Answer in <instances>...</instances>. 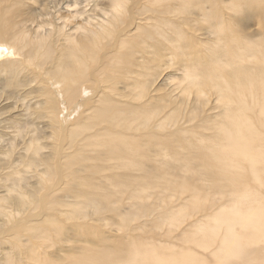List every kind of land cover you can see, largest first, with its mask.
Wrapping results in <instances>:
<instances>
[{"label": "bare ground", "instance_id": "1", "mask_svg": "<svg viewBox=\"0 0 264 264\" xmlns=\"http://www.w3.org/2000/svg\"><path fill=\"white\" fill-rule=\"evenodd\" d=\"M90 3L0 0V264H264V0Z\"/></svg>", "mask_w": 264, "mask_h": 264}, {"label": "rangeland", "instance_id": "2", "mask_svg": "<svg viewBox=\"0 0 264 264\" xmlns=\"http://www.w3.org/2000/svg\"><path fill=\"white\" fill-rule=\"evenodd\" d=\"M48 1H49V11L51 12V15L54 16L55 18H60L61 16L62 17H70L72 14H75V13H72V12H74L73 10H75V9H76L75 11H82L83 10L84 12H86L85 14H87L88 12L91 11L90 10L91 9V6H90L91 3L90 2H93L96 0H89V1L88 0H77V1L76 0H52L55 2H52L51 0H48ZM68 2H70V3H68ZM72 4H73V6H72ZM79 5H80V7H79ZM66 6H69L72 10H70V9L67 10ZM58 8H60V9H58ZM85 8H87V9H85ZM62 9H63V12H62ZM77 9H79V10H77ZM237 16H239V15H237ZM238 29H241V27H239ZM260 31H261V27L259 26V24L256 23V21H253L252 24H250L245 30H243L244 34L248 35V36H252V39H255L257 37L256 35ZM252 189H254L257 194H261V196L264 197V193L261 189H258V187H256V186H253ZM226 205L227 204H224L223 206H226ZM186 224H187V222H186ZM186 224L183 223L182 225L186 226ZM157 242H160L159 239ZM177 243L178 244L176 245V247L181 246V241H178ZM200 255H201V253H200ZM205 256L208 258V255H205Z\"/></svg>", "mask_w": 264, "mask_h": 264}]
</instances>
